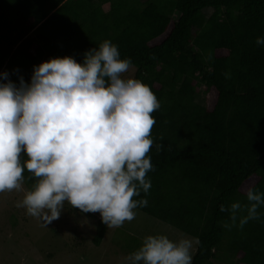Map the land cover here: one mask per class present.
<instances>
[{"label":"trees","instance_id":"1","mask_svg":"<svg viewBox=\"0 0 264 264\" xmlns=\"http://www.w3.org/2000/svg\"><path fill=\"white\" fill-rule=\"evenodd\" d=\"M258 36L264 0H0V74L30 83L34 66L64 56L82 63L111 40L161 104L152 113V187L137 211L194 238L193 264H264V207L242 229L226 226L220 210L247 204L248 188L264 192ZM23 175L33 188L37 178ZM107 230L98 212L96 247Z\"/></svg>","mask_w":264,"mask_h":264},{"label":"clouds","instance_id":"2","mask_svg":"<svg viewBox=\"0 0 264 264\" xmlns=\"http://www.w3.org/2000/svg\"><path fill=\"white\" fill-rule=\"evenodd\" d=\"M256 44L264 46V36ZM132 67L106 39L82 63L64 56L34 66L30 83L0 74V193L23 191L26 168L37 182L16 206L45 226L66 203L99 212L108 229L133 221L148 204L138 198L152 187V113L161 104L148 85L125 75ZM246 200L221 205L229 213L226 226L242 229L261 219L264 192L248 188ZM192 248L187 238L148 235L122 264H193Z\"/></svg>","mask_w":264,"mask_h":264},{"label":"rangeland","instance_id":"3","mask_svg":"<svg viewBox=\"0 0 264 264\" xmlns=\"http://www.w3.org/2000/svg\"><path fill=\"white\" fill-rule=\"evenodd\" d=\"M135 72L132 67L125 75L134 78ZM31 189L23 181V191L0 193V264H122L124 257L141 246L144 237L157 234L174 241L190 239L192 256L195 254L194 238L137 210L133 221L108 229L102 244L96 247L92 240L98 212L81 213L66 203L60 218L45 226L16 206Z\"/></svg>","mask_w":264,"mask_h":264}]
</instances>
